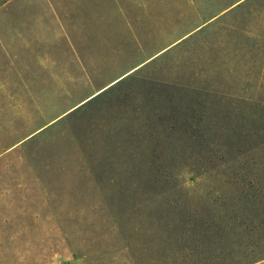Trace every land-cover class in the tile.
<instances>
[{
	"label": "rangeland",
	"instance_id": "obj_1",
	"mask_svg": "<svg viewBox=\"0 0 264 264\" xmlns=\"http://www.w3.org/2000/svg\"><path fill=\"white\" fill-rule=\"evenodd\" d=\"M263 242L264 0H0V264Z\"/></svg>",
	"mask_w": 264,
	"mask_h": 264
},
{
	"label": "trees",
	"instance_id": "obj_2",
	"mask_svg": "<svg viewBox=\"0 0 264 264\" xmlns=\"http://www.w3.org/2000/svg\"><path fill=\"white\" fill-rule=\"evenodd\" d=\"M112 211H114V214H116V213H118L120 211V208L118 207L117 209L112 210ZM91 224H94V225H92V229H93V231H91L92 235H95L96 233H98L95 230L96 228H98V230L100 231L102 229V227H103V224L96 223L95 221L92 222ZM106 231L108 232V230H106ZM102 235H104V234L102 233ZM103 239H104V237H101L99 234H96L95 237L89 238V241H91V242L94 241L93 244L96 245L97 243L104 241ZM260 246H261L262 249H264V242ZM92 249H95V248L93 247ZM94 251L95 252H98V249L97 250L95 249ZM263 259H264V256L261 257L260 260H263ZM260 264H264V262L263 263H260Z\"/></svg>",
	"mask_w": 264,
	"mask_h": 264
}]
</instances>
